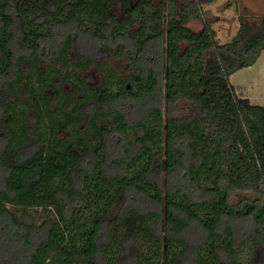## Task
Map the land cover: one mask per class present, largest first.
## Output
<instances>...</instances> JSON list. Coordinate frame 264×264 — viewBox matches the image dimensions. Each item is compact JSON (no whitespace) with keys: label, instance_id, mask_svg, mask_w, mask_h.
I'll use <instances>...</instances> for the list:
<instances>
[{"label":"trees","instance_id":"trees-1","mask_svg":"<svg viewBox=\"0 0 264 264\" xmlns=\"http://www.w3.org/2000/svg\"><path fill=\"white\" fill-rule=\"evenodd\" d=\"M212 1L0 0V264H264V16Z\"/></svg>","mask_w":264,"mask_h":264},{"label":"rangeland","instance_id":"rangeland-1","mask_svg":"<svg viewBox=\"0 0 264 264\" xmlns=\"http://www.w3.org/2000/svg\"><path fill=\"white\" fill-rule=\"evenodd\" d=\"M203 8L205 10V19L211 23V26L215 30L216 37L220 42L231 40L237 33L240 27L239 16L241 14L249 13L257 16H264V0H214L212 2H205ZM189 25L193 29L199 30L203 27L204 21L195 19L191 21ZM84 49L82 47L78 48L77 55L86 54L87 49ZM106 57L120 69L125 65L123 60H118L115 56ZM263 69L264 51L255 64L241 68L231 75V81L239 95L249 97L252 103L262 105H264V80L261 75ZM84 75L87 77L88 85H97L101 80V73L96 69H92ZM251 81L257 83L254 88L247 86ZM239 83L243 84L245 87H241ZM242 88L243 91L241 90ZM238 89L240 91H238ZM179 176L180 175L169 174L163 171L161 176L163 186L172 185L174 182L178 183L180 179L178 178ZM238 198L239 196H236L233 201L237 202L239 200ZM235 223L239 239L250 232L252 223L249 220L237 219Z\"/></svg>","mask_w":264,"mask_h":264},{"label":"crops","instance_id":"crops-1","mask_svg":"<svg viewBox=\"0 0 264 264\" xmlns=\"http://www.w3.org/2000/svg\"><path fill=\"white\" fill-rule=\"evenodd\" d=\"M257 62V61H256ZM261 75H262V78H263V80H264V69H263V71L261 72ZM255 84H257L256 82H253V81H251V82H249V84L247 85V86H251V88H254L255 87ZM239 85L241 86V87H245L243 84H241V83H239ZM242 91H243V88L241 89ZM238 91H240L239 89H238ZM241 96V95H240ZM243 97H246V96H243Z\"/></svg>","mask_w":264,"mask_h":264}]
</instances>
